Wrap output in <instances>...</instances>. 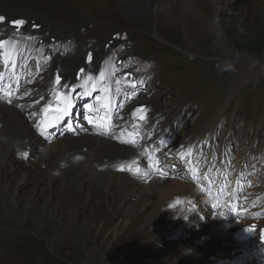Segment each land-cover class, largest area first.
Segmentation results:
<instances>
[{
	"label": "rangeland",
	"instance_id": "obj_1",
	"mask_svg": "<svg viewBox=\"0 0 264 264\" xmlns=\"http://www.w3.org/2000/svg\"><path fill=\"white\" fill-rule=\"evenodd\" d=\"M72 3L74 2L79 7L83 8L82 0H70ZM219 4L221 9L229 6L230 12L229 14L232 16L231 20H227L226 24L220 23L218 26L209 25L206 21H203L200 15L197 13L196 16L193 14L185 15L183 9L175 10L174 19L166 22L167 17L162 15L160 12L159 18L160 22H164L166 24H170L172 33H179L183 29L187 28L186 24H189L191 28H193V35H197L194 39V45L198 49H208L210 48L211 40L219 39V36L214 35V28L221 30L222 36L224 40H226L228 45L233 46L234 51H239L241 48L248 49V51H239L240 53H245L252 55L257 60H263L264 58V6L260 3V0H257L256 3H252L251 0H237V1H228V0H193V7H197L199 11H203L204 13L211 16L210 13H214L215 4ZM92 5H94V1H92ZM259 8V9H257ZM41 10L45 13H49L48 9L41 7ZM203 15L202 18L206 19L207 15ZM133 19H139L142 22H147L150 19V14L148 11L136 12V14L132 15ZM196 19L197 23L196 24ZM208 20V19H207ZM90 24L85 23L83 25V31L80 33L79 37L86 33L85 28H88ZM198 26H202L201 28ZM145 27V26H144ZM94 28V26L92 27ZM73 32L75 28H70ZM98 29H94L97 31ZM69 32L67 34H71ZM218 41V40H217ZM221 42V40H220ZM83 42L80 43V45ZM236 46V47H235ZM80 50L78 49V52ZM233 57H237V53L233 54ZM252 66L248 63H240L237 67H235L234 73L238 75V78H244L250 75H253V68L260 70L256 63H252ZM163 71L162 77L165 81L164 87H168L172 84H179L182 79L190 77L192 75V70L188 67H183L181 69H177L172 60L165 61L163 63ZM219 84V83H218ZM216 84V85H218ZM214 85V86H216ZM213 86V87H214ZM264 87V84L258 87L257 90H260ZM176 89L173 87L172 90ZM181 91V90H176ZM186 91V87L182 89L184 93ZM257 95H260L256 92ZM173 95V94H172ZM264 102V100H262ZM264 107V106H263ZM263 118H264V110H263ZM14 162V161H13ZM13 168H18L20 165V169L22 172H30V179L25 177H21L20 179L12 178L13 182H15V189H9L10 192L14 194H10L8 189L2 190L0 192V201L4 198L6 193L10 195L4 198V205L7 207V210L10 212L7 214L5 210L1 211L0 215L9 216L11 213L15 215L17 220L25 226L27 219L28 225L25 227L26 230L30 229V232L36 234V230H39L43 239L38 242L35 248H22L20 246V242L16 243L18 239L15 238V234L17 231L21 233L23 231L22 228L18 227L15 222V219L9 218L4 219L0 216V264H114L117 263V252L119 244L116 245V242L113 240H109L108 235L106 234L102 239L101 244L97 243V228L94 227L93 221L83 223H78L76 221L70 220L65 223L57 222L56 225L53 226L52 223H45L46 220L38 219L37 217H33L31 215V209L25 208V211H21L17 208L16 204L18 203V191H20V202L23 203L25 199L27 202H24V205H27L31 202L34 204L39 210H43L45 214L49 215V217L53 220L58 219L61 220L65 218L66 215L59 213L53 206L49 205L47 202V197L50 196L48 192H40L42 188V183H47V179L45 177L47 174H44L35 169L38 163H33L32 161L25 164L24 168L22 167V163H13ZM39 164H41L39 162ZM3 167V165H2ZM81 180L86 181L88 184L92 182L93 176L89 173L86 174L84 178ZM29 182H33L34 186L27 187ZM8 184L9 181L6 180ZM28 189V190H26ZM97 190V188H95ZM57 191H61V188H58ZM59 199V197H57ZM95 204H100V199L95 200ZM101 210H98L100 213ZM137 214V212L135 213ZM29 215V218H28ZM72 215L69 216V218ZM171 219V218H170ZM43 220V221H42ZM163 216H159L155 218L154 222L150 220V215L143 221L142 226L147 228H152L157 224H161L163 226L156 234L155 238H162V235L167 233V229L164 227V223L162 222ZM42 221V222H41ZM128 221V219H127ZM103 223V220H100ZM69 224L70 227H64L61 225ZM32 227H29V226ZM132 227L138 229L139 223L134 219L131 223ZM3 228L10 229L9 234H2L1 230ZM38 234V238L41 239V236ZM46 241V242H45ZM113 243L112 248L109 249L110 244ZM106 245V247H103ZM107 248V249H106ZM164 248L156 250L153 246L147 247L146 251L141 252L140 254H134L131 252V261H125L126 257H123L120 254V264L124 261V264H136V258H139L143 255H146L151 258L150 264H156V262L165 263L171 256V253H168L165 256L163 252ZM63 253L64 256L61 254ZM158 253L160 258L154 260L153 255ZM128 257V256H127ZM65 261H62V260ZM148 263V261H147Z\"/></svg>",
	"mask_w": 264,
	"mask_h": 264
},
{
	"label": "bare ground",
	"instance_id": "obj_2",
	"mask_svg": "<svg viewBox=\"0 0 264 264\" xmlns=\"http://www.w3.org/2000/svg\"><path fill=\"white\" fill-rule=\"evenodd\" d=\"M147 0H142V2H145ZM182 5H184L183 11L185 12V15L193 14L194 16L197 15L199 10L197 7H193L192 3L193 0H182L181 1ZM160 3L157 2V5ZM216 9L218 10L219 7L218 5H215ZM148 9V8H146ZM148 11V10H147ZM174 9L172 7H165L163 9L162 15H165L167 17V21L169 22L174 19ZM214 13H216V10H214ZM166 24V23H165ZM187 25V29L185 31L182 30V32L188 31V33L192 34L193 33V28L190 27L189 24ZM218 26V24H217ZM181 32V33H182ZM214 35L219 36V39H217L219 42L221 40L222 43H225L226 45L227 42L224 40L221 30L214 28ZM264 44V43H263ZM231 47L230 45H228ZM232 48V47H231ZM67 67H69V64H67ZM4 118V126L2 128V131L5 132V143H6V151H9L10 148L13 149L14 152L18 151V148H21V146H24L27 144L29 141H33L36 138L31 135V131L29 128L24 126L22 118H20L16 112H12L11 114H6L3 113V111H0ZM211 125V121H206L202 128L200 129V133L204 132L207 128H209ZM202 135H198L196 137H202ZM93 139V149L88 150L85 154L73 150L69 146V142L67 138L60 139L58 141L53 142L50 146L40 148L41 153H48L50 147L57 148L58 151L62 152L64 157H65V165L68 166L69 168H75L77 164L79 163V160L75 159V156L77 153H82L86 156V162L84 165V168L91 166H101L105 163L106 160H114L118 156H123V157H129L131 156L130 149L129 147L125 145H119L116 144L106 138L102 137H91ZM122 181L120 183V188L122 189L125 185V183L131 181L128 176L122 177ZM118 178L115 176L112 180V186L117 182ZM165 185H161L160 181L155 180L149 183L148 185L137 183L139 185V188L141 190V194H146L147 197H150V194L147 193L149 187L151 185L157 184V191H156V203L155 205L160 208L167 204L176 194L186 192V191H191L193 187L186 183L182 182L179 180H171L167 179L164 181ZM151 219H154V216L151 217ZM214 221H212L208 225H203L202 229L197 233L195 239L196 240H205L207 237H215L217 240L222 241L224 240L225 244L230 247L231 242L229 237L226 239L225 235L218 234V233H211V226H213ZM192 234L186 236L185 238H178L176 240L178 241H186L190 242L192 238ZM226 264H254L252 260H250L249 257H247L246 254L240 252V251H235L233 256H229L226 258Z\"/></svg>",
	"mask_w": 264,
	"mask_h": 264
},
{
	"label": "snow or ice",
	"instance_id": "obj_3",
	"mask_svg": "<svg viewBox=\"0 0 264 264\" xmlns=\"http://www.w3.org/2000/svg\"><path fill=\"white\" fill-rule=\"evenodd\" d=\"M2 20H4V17H0V21H2ZM13 23L15 25H17V26H22L25 23V21L18 19V20H15ZM6 44H8V41L3 40V39H0V49H3ZM87 58H88L89 61H91L93 59L92 54L89 53ZM80 71L83 72L84 69L82 68V69H80ZM56 83L58 85L61 84V78H60V76H57L56 77ZM61 86L64 87V88L69 89L70 91H75V88L72 85H70V84H63ZM61 95H63V93L59 94L58 97H57V99H59ZM50 107L51 106L49 105V108ZM45 111H48V108H46ZM63 111H64V115H68L69 114L68 111H67V109H64ZM137 111L140 112V111H143V109L142 108L141 109H137ZM141 119H143V116H141ZM58 120H59V118H57V122H58ZM121 170H123V169H121ZM129 171H132V169L129 168Z\"/></svg>",
	"mask_w": 264,
	"mask_h": 264
}]
</instances>
